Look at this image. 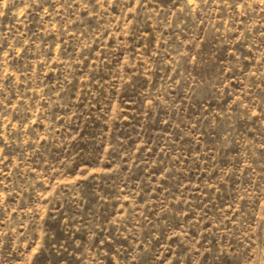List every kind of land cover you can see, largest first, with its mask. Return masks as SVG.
<instances>
[{"label":"rangeland","instance_id":"1","mask_svg":"<svg viewBox=\"0 0 264 264\" xmlns=\"http://www.w3.org/2000/svg\"><path fill=\"white\" fill-rule=\"evenodd\" d=\"M0 264H264V0H0Z\"/></svg>","mask_w":264,"mask_h":264}]
</instances>
